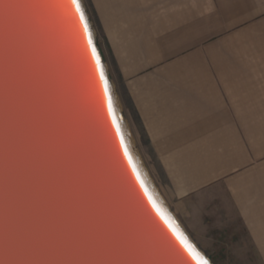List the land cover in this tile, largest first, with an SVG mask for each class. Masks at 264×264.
Instances as JSON below:
<instances>
[{
    "label": "water",
    "instance_id": "95a60500",
    "mask_svg": "<svg viewBox=\"0 0 264 264\" xmlns=\"http://www.w3.org/2000/svg\"><path fill=\"white\" fill-rule=\"evenodd\" d=\"M80 6L112 113L67 0H0V264H194L149 200L156 189Z\"/></svg>",
    "mask_w": 264,
    "mask_h": 264
},
{
    "label": "crops",
    "instance_id": "0c3cea01",
    "mask_svg": "<svg viewBox=\"0 0 264 264\" xmlns=\"http://www.w3.org/2000/svg\"><path fill=\"white\" fill-rule=\"evenodd\" d=\"M82 2L170 195L264 263V0Z\"/></svg>",
    "mask_w": 264,
    "mask_h": 264
},
{
    "label": "rangeland",
    "instance_id": "374dc122",
    "mask_svg": "<svg viewBox=\"0 0 264 264\" xmlns=\"http://www.w3.org/2000/svg\"><path fill=\"white\" fill-rule=\"evenodd\" d=\"M104 62L106 64L105 60ZM117 101L122 111L118 97ZM124 120L133 148L155 189L188 236L211 264H264L260 255L250 250L252 246L245 243L247 237L244 236L242 230L224 227L221 225L223 221L219 220L193 218L186 212V209H183L181 203L173 199L166 186L163 172L155 157L149 154L147 141L141 135L138 124L134 122L131 125L125 117Z\"/></svg>",
    "mask_w": 264,
    "mask_h": 264
},
{
    "label": "snow or ice",
    "instance_id": "6c2138e0",
    "mask_svg": "<svg viewBox=\"0 0 264 264\" xmlns=\"http://www.w3.org/2000/svg\"><path fill=\"white\" fill-rule=\"evenodd\" d=\"M67 3L70 8L75 9V13L78 14L79 16V22L82 25L83 34L87 39L88 47L91 49V55L92 58L95 60L96 69L99 73V79L103 85L104 96L107 99V103H108V111L109 113H112L113 108H112V98L109 94V83L104 76V71L101 65L100 57L99 55H97L96 49L92 44L91 33L88 31V23L85 20L84 12L81 10L80 0H67ZM113 124H116L115 118H113ZM116 131L117 134L119 135L120 132L119 125H116ZM121 144L123 145L122 137H121ZM124 154L128 158V162L132 166V170L135 173L136 168L135 165L132 163V159L128 154L127 148H125ZM137 180L140 181L141 187L143 188L144 183L142 180H140L138 173H137ZM144 190H145V194L147 195V189L145 188ZM149 200L152 203L153 208L156 209L157 214L161 217V219L167 225L169 230L175 236L176 240L179 242V244L182 246V248L191 258V260L194 261V264H209V260L205 259V257L201 255L199 251H197V248L192 243L189 242L188 237L185 236L184 233L180 231L179 226L176 225V222L172 220L170 217H167L165 213L161 211V209L156 205L155 201L152 200L151 196H149Z\"/></svg>",
    "mask_w": 264,
    "mask_h": 264
},
{
    "label": "bare ground",
    "instance_id": "6f19581e",
    "mask_svg": "<svg viewBox=\"0 0 264 264\" xmlns=\"http://www.w3.org/2000/svg\"><path fill=\"white\" fill-rule=\"evenodd\" d=\"M125 148H127V151H129V147H128V145H126L125 146ZM130 157H131V159H132V163L136 166L135 168H136V170H138V163H139V161H140V159H139V161L132 155V154H130L129 155ZM143 174L145 175V178L147 177V178H149V176L147 175V173H146V171L144 170L143 171ZM141 176V175H140ZM141 178V180L143 181V183H144V176H141L140 177ZM155 189V188H154ZM153 193L155 194V196L154 197H152L153 198V200L157 203V205L158 206H160V208L163 210L162 212H164V213H166L167 211H168V208H167V206L165 205V202L163 201V199H162V197L158 194V192H157V190H154L153 191ZM165 205V206H164ZM166 212H165V211ZM167 216V215H166ZM176 219V218H175ZM178 224H180L179 222H177ZM180 227H181V224H180ZM181 229H183L184 230V228L183 227H181ZM185 231V230H184ZM186 232V231H185ZM188 235V234H187ZM190 238V237H189ZM191 239V238H190Z\"/></svg>",
    "mask_w": 264,
    "mask_h": 264
}]
</instances>
